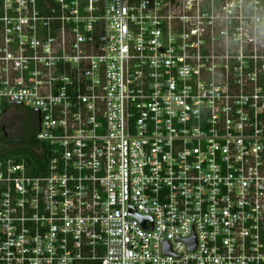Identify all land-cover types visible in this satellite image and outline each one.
Listing matches in <instances>:
<instances>
[{"label": "built area", "instance_id": "obj_1", "mask_svg": "<svg viewBox=\"0 0 264 264\" xmlns=\"http://www.w3.org/2000/svg\"><path fill=\"white\" fill-rule=\"evenodd\" d=\"M18 108L0 264H264V0H0Z\"/></svg>", "mask_w": 264, "mask_h": 264}, {"label": "trees", "instance_id": "obj_2", "mask_svg": "<svg viewBox=\"0 0 264 264\" xmlns=\"http://www.w3.org/2000/svg\"><path fill=\"white\" fill-rule=\"evenodd\" d=\"M29 117L22 121L21 136L17 139L12 136L11 129L8 137L4 139V152L1 153L6 158H25L29 162V170L34 174H39L43 169V161L37 152L38 142L36 141L35 126L37 125V114L31 110Z\"/></svg>", "mask_w": 264, "mask_h": 264}, {"label": "rangeland", "instance_id": "obj_3", "mask_svg": "<svg viewBox=\"0 0 264 264\" xmlns=\"http://www.w3.org/2000/svg\"><path fill=\"white\" fill-rule=\"evenodd\" d=\"M29 117V111L26 109H20L18 108L17 111H15L9 119V126L11 127V135L15 138H19L21 136V126L22 121ZM35 131H38V126H35Z\"/></svg>", "mask_w": 264, "mask_h": 264}, {"label": "flooded vegetation", "instance_id": "obj_4", "mask_svg": "<svg viewBox=\"0 0 264 264\" xmlns=\"http://www.w3.org/2000/svg\"><path fill=\"white\" fill-rule=\"evenodd\" d=\"M7 126H8V124H7Z\"/></svg>", "mask_w": 264, "mask_h": 264}]
</instances>
